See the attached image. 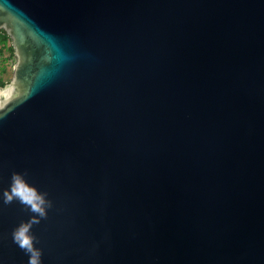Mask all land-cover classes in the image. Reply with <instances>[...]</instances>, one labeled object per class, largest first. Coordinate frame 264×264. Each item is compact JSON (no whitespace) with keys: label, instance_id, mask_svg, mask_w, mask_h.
Instances as JSON below:
<instances>
[{"label":"water","instance_id":"water-1","mask_svg":"<svg viewBox=\"0 0 264 264\" xmlns=\"http://www.w3.org/2000/svg\"><path fill=\"white\" fill-rule=\"evenodd\" d=\"M0 31V264H264V0H0Z\"/></svg>","mask_w":264,"mask_h":264},{"label":"rangeland","instance_id":"rangeland-1","mask_svg":"<svg viewBox=\"0 0 264 264\" xmlns=\"http://www.w3.org/2000/svg\"><path fill=\"white\" fill-rule=\"evenodd\" d=\"M16 61L12 40L8 35L0 33V85L13 79Z\"/></svg>","mask_w":264,"mask_h":264},{"label":"trees","instance_id":"trees-1","mask_svg":"<svg viewBox=\"0 0 264 264\" xmlns=\"http://www.w3.org/2000/svg\"><path fill=\"white\" fill-rule=\"evenodd\" d=\"M0 33L7 35L5 31H0ZM4 85L6 84H1L0 86H4Z\"/></svg>","mask_w":264,"mask_h":264},{"label":"snow or ice","instance_id":"snow-or-ice-1","mask_svg":"<svg viewBox=\"0 0 264 264\" xmlns=\"http://www.w3.org/2000/svg\"><path fill=\"white\" fill-rule=\"evenodd\" d=\"M24 242H25V244H27V243H28V241H27V240H25Z\"/></svg>","mask_w":264,"mask_h":264}]
</instances>
